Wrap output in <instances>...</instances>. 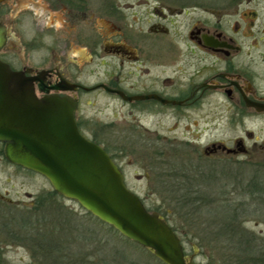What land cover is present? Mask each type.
I'll return each instance as SVG.
<instances>
[{
    "label": "flooded vegetation",
    "instance_id": "flooded-vegetation-1",
    "mask_svg": "<svg viewBox=\"0 0 264 264\" xmlns=\"http://www.w3.org/2000/svg\"><path fill=\"white\" fill-rule=\"evenodd\" d=\"M163 10V0L156 6L149 0H0V60L32 78L39 98L77 101V127L97 144L99 135L87 136L90 122L78 116L84 98L99 94L127 107L126 118L137 123L126 121V133L144 148L122 153L149 160V172L139 179L176 182V164L166 168L165 155L199 153L195 140L213 120L235 126L239 135L229 145L207 144L201 158L263 171L264 0L212 2L209 18L193 23H165ZM165 119L173 122L167 134ZM181 123L187 124L182 138L193 142L169 135ZM116 129L109 124L110 133ZM115 154L110 151L120 167Z\"/></svg>",
    "mask_w": 264,
    "mask_h": 264
},
{
    "label": "rangeland",
    "instance_id": "rangeland-1",
    "mask_svg": "<svg viewBox=\"0 0 264 264\" xmlns=\"http://www.w3.org/2000/svg\"><path fill=\"white\" fill-rule=\"evenodd\" d=\"M122 3H134L135 0H120ZM222 0H163L164 15L166 17L165 23L174 21L175 23H193L194 21H204L209 18L207 13L208 5L212 2L219 4ZM157 0H149L150 6H156ZM175 11V12H174ZM188 11L187 15H185ZM135 14V10L133 11ZM152 20V19H150ZM90 103H88L89 101ZM82 105L79 108L78 116L84 121L90 122V126H87L86 133L91 139L97 138L103 143V146L109 148L111 152L116 153L117 163L122 167L123 171L128 177V185L130 188L140 196L146 205L152 211L159 212L162 217L167 218L170 224L174 227L186 228L185 222L186 214L180 213L176 217V194L172 189L176 183L168 186L161 182H148L146 179H139L143 177L149 168L144 160V156L140 154L122 153L125 152L122 148L137 147L139 149L144 148L143 140H134L129 137L130 133H126V121H132V125H136V121L133 117L128 120L126 118L127 107H123L122 103L112 100L108 96L94 94L88 98H84ZM115 123L117 129L115 132H109V124ZM128 123V122H127ZM150 123V122H149ZM163 132L167 134V130L173 126V122L163 120L162 122ZM187 124H179L177 132L169 133L171 136L180 138L182 142L191 141L193 139H183L182 133L185 131ZM189 126V125H188ZM207 126L208 130L201 139L195 140L199 153L203 154V149L207 144L216 141H223L228 145L231 144V140L239 135L238 129L235 126L227 125L225 123H218L212 121ZM256 126H253V128ZM264 125H259L258 128H262ZM193 129V126H191ZM99 133V134H98ZM132 136V135H131ZM189 136V134H187ZM264 136V134H262ZM133 138V137H132ZM132 143H135L133 145ZM165 144V143H164ZM200 145V146H199ZM167 146V144H165ZM5 145L0 143V264H39L37 258L33 259L34 253L30 246L14 243L8 238L6 232H4L3 219L11 218L19 214H28L33 206L35 197L43 192H49L53 190L50 182L43 176L37 174V172L25 171L22 168L12 165L7 161L2 154ZM195 148V147H194ZM116 151H113V150ZM167 149V147H166ZM122 150V151H121ZM199 153H192L187 155L188 167L198 169L197 175L202 173L205 177L198 179V186L203 191L205 190L206 198L215 197L218 194H226L230 198L238 199L240 202L251 203L250 206H246L247 214L245 215L248 222L245 226L264 237V205L252 201L246 198L244 190L249 188L252 184L251 181L256 179H264L263 171H254L247 166H241L238 161H225L221 159H207L201 158ZM180 154H184L182 151ZM165 155L163 160L164 165L167 167L174 166L176 164V158L181 155ZM184 157V156H183ZM259 159V158H258ZM261 163H264L262 158L259 159ZM180 163V162H179ZM167 183V182H166ZM204 193V192H203ZM249 197V196H248ZM60 203L63 204L69 210H72L77 215L84 214L83 208L78 202L68 199H60ZM185 215V216H184ZM101 222V221H100ZM94 230L95 234L99 236L101 234L107 240L106 245H99L98 243H91L86 245H78L75 243L70 244L71 248H67L74 252L75 250H82L90 259L87 261L92 264H164L160 260H157L148 249L140 246L139 244L132 242L122 236L116 230L113 231L109 225L102 223L99 226L95 223L89 224ZM110 228V229H109ZM96 234V235H97ZM183 241V245L186 250V255L194 257V260L198 264H206V260L200 256L201 250L197 245L196 240L191 235L182 234L179 235ZM98 252V253H97ZM84 253V254H85ZM83 254V255H84ZM74 260L78 261L79 255L75 252L72 254ZM71 255V256H72ZM104 259L105 263H100L99 260Z\"/></svg>",
    "mask_w": 264,
    "mask_h": 264
},
{
    "label": "water",
    "instance_id": "water-1",
    "mask_svg": "<svg viewBox=\"0 0 264 264\" xmlns=\"http://www.w3.org/2000/svg\"><path fill=\"white\" fill-rule=\"evenodd\" d=\"M4 42L0 24V49ZM77 105L65 96L39 98L32 78L0 60V143L7 161L45 177L55 192L164 264H198L167 220L127 187L110 154L80 132Z\"/></svg>",
    "mask_w": 264,
    "mask_h": 264
},
{
    "label": "trees",
    "instance_id": "trees-1",
    "mask_svg": "<svg viewBox=\"0 0 264 264\" xmlns=\"http://www.w3.org/2000/svg\"><path fill=\"white\" fill-rule=\"evenodd\" d=\"M98 143L102 144L99 140ZM105 149L110 154L109 148ZM2 154L5 156L3 151ZM180 155L176 158V177L172 178L176 185L170 190L176 194V217L183 212L186 214L185 222L180 223H187L188 231L172 226L165 218L167 222L178 236L191 235L196 240L201 250L200 256L206 260V264H264V237L245 226L248 222L245 218L246 206L251 203L240 202L226 194L206 198L205 190L197 184L199 178L205 177L202 173L198 177L201 171L188 167L190 159L186 157L187 154ZM251 182L244 195L263 206L264 179ZM62 198L66 199L54 190L37 195L30 213L4 217V232L12 242L30 246L35 255L33 259L37 258L39 264H92L87 261L90 256L81 249L74 251L80 258L76 261L72 259L74 252L67 248H71L69 245L72 243L84 247L95 242L106 245L104 236L96 235L89 225L92 222L99 226L104 222L85 209L84 214L76 216L75 212L60 203ZM181 242L183 244L182 239ZM99 262L106 261L100 259Z\"/></svg>",
    "mask_w": 264,
    "mask_h": 264
}]
</instances>
